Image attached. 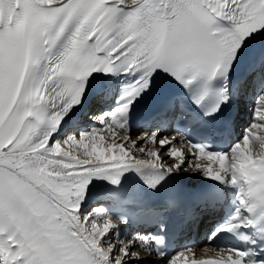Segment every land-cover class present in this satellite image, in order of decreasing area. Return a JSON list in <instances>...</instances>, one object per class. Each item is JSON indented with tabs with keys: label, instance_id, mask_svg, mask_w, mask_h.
I'll return each mask as SVG.
<instances>
[{
	"label": "snow or ice",
	"instance_id": "1",
	"mask_svg": "<svg viewBox=\"0 0 264 264\" xmlns=\"http://www.w3.org/2000/svg\"><path fill=\"white\" fill-rule=\"evenodd\" d=\"M69 28L72 37L62 60L46 80L36 81L33 69ZM261 36L264 0H109L104 6L99 0H59L50 10L39 0H0V146L8 166L0 180V231L7 237H0V264H125L127 259H138L141 253L130 251L131 241L119 248L114 259L116 246L101 244L114 225L99 218L100 210L79 215L85 189L94 176L117 184L133 168L180 171L186 153L193 160L185 171H201L214 181L238 185L241 207L250 213L264 208V94L256 102L255 122L231 150L230 171L229 154L183 143L170 149L171 163L164 164L159 149L152 150L157 149L156 133L140 137L145 144L137 148L115 116L110 124L79 139L49 145L63 113L80 102L92 73L143 70L148 75L163 70L190 84L201 74L211 78L227 72L243 54L245 42ZM148 86L142 77L129 96H138ZM205 98L197 100V106ZM57 106L60 110L48 116V108ZM128 108L124 104L116 111L126 113ZM218 110L219 104L212 112ZM105 130L113 137L110 146ZM118 133L120 141L115 139ZM175 139H160L159 147ZM253 141L262 149L255 155ZM149 144L152 149L146 147ZM132 149L149 158H137ZM37 150L40 154L29 157ZM17 157H29V183L15 178ZM200 159L209 163H193ZM160 179L162 175L149 186ZM209 251L219 256L198 258L197 251L188 249L170 264H253L241 251L205 248L200 252ZM258 264H264V257Z\"/></svg>",
	"mask_w": 264,
	"mask_h": 264
},
{
	"label": "bare ground",
	"instance_id": "2",
	"mask_svg": "<svg viewBox=\"0 0 264 264\" xmlns=\"http://www.w3.org/2000/svg\"><path fill=\"white\" fill-rule=\"evenodd\" d=\"M39 2L42 4V6H50V5L54 4V3H59V0H39ZM128 2L131 3V0H128ZM263 92H264V90H263ZM241 104L244 107L242 109L243 112L241 113V115L243 116V119H240L239 121L241 122V127L245 126L248 129L251 126L250 125L247 126V124H246L247 120H249V119L251 120L252 119L251 122L252 123L255 122V120H254V112H255L256 105L255 104L253 105L251 102H241ZM94 117H96V116H93V114L91 113L88 116H86L85 119H83L81 121L79 127L80 128L84 127L85 128V132H80L78 129H75L74 127L70 126L69 122L60 123L57 126L56 130L51 133V135L49 137V145L51 146V145H54L56 143H61L62 144L63 142H65L69 138L79 139L81 135L90 134L92 132V128H96V130H98V129H101V128L106 126L105 124L102 125L101 122L96 120ZM61 129H64L63 133H60ZM254 131H256V130L254 129ZM152 133H156L157 134V145H156L157 149H152L151 144L146 145V147H148V148H150L152 150H158L159 149L162 163H164V164L171 163L170 157L167 154H168V152L170 151V149L172 147H174V146L175 147H179L180 146L179 144H177V138L174 141H172L171 144L166 145L163 148L159 147V140L163 139V138H172V137H176V136H171V135H168L166 132L165 133H161V132H158L156 130L139 131V132L135 131L134 133H130L128 135L129 141L130 142L131 141H136V147L137 148L142 147V146H144L145 141L140 140L139 138L142 137V136H150ZM103 134L106 137V144L110 146L111 142H112V139H113L112 134L107 132L106 130H105V132ZM115 139L117 141H120L122 139L121 134L118 133L115 136ZM33 142H35V140ZM64 147H65V149H67L66 145ZM251 148H252L253 155H255L256 152L262 150V149H260L259 145L258 146L251 145ZM4 151H5L4 147L0 146V174L2 176H4L5 171L7 169V167L4 165V163H5V161L3 159ZM80 151L82 152V149ZM132 151L135 153L137 158H142V159H148L149 158L146 154L136 153L135 149H132ZM37 154H40V150H37V152L29 153V157L32 156V155H37ZM29 157H25L23 159H20L19 157H17V159H18L20 164H23V165H25L27 167L28 158ZM192 160H193V157H191L190 155H188L186 153L185 154V161L181 165V170L180 171H174L172 173H167V172H158L157 170H154V169H150V170L156 171L157 173H167V174L174 175V176L179 177V178H181V179H183V180H185V181H187V182H189V183H191L193 185H201L207 179V176H205L203 174V172H201V171H192V170L185 171L184 170V169H187L189 167V163ZM197 162L200 163L201 165H205V166L208 164L206 159H200L198 161H193V163H197ZM15 173H16L15 178L18 181L29 183V180H28L27 176H25L24 174H22V173H20V172H18L16 170H15ZM94 177H96V176H94ZM37 190L39 191V189H37ZM88 198H89V194L87 192H85L84 197H83L82 200L83 201H87ZM97 210H100L98 205H90L89 204L87 206L86 210L79 209V215L83 218L84 216H88V215L96 212ZM99 218L101 220H108L114 225V227L103 237V239L101 241L102 245L104 244L103 240L106 241V240L112 239L113 241H115V244H116L115 246L116 247L114 248V251H113V254H112V258L113 259L118 254L119 248L123 244L128 243V242L131 241L133 243H132V245L130 247V251H137V252L141 253V255H140V257L138 259H127L125 261V264H158V262L154 261V259L151 256H149V254L147 252V248L145 246V242L142 244V241H141V239H143L142 235H140L138 233H129V232H127L125 234L122 231V228H120L113 221H111L110 218H107L106 216H104L101 213V211H100V217ZM114 232L116 233L115 234V239L116 240L111 238V235H113ZM203 249H205V247H200V248H194L193 249V250L197 251L198 258L208 257V256H213V255H219V253H213V252H210V251L207 252V253H201L200 251H202ZM177 254H179V253H177ZM177 254H173V256L170 259V261L165 263V264H170L171 260ZM187 255L191 259L192 254L188 253Z\"/></svg>",
	"mask_w": 264,
	"mask_h": 264
},
{
	"label": "rangeland",
	"instance_id": "3",
	"mask_svg": "<svg viewBox=\"0 0 264 264\" xmlns=\"http://www.w3.org/2000/svg\"><path fill=\"white\" fill-rule=\"evenodd\" d=\"M106 246V245H105ZM118 250V249H117Z\"/></svg>",
	"mask_w": 264,
	"mask_h": 264
}]
</instances>
